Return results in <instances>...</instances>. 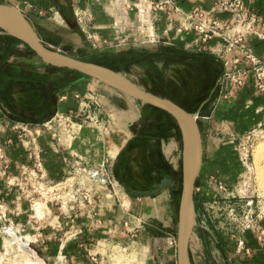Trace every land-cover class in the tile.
<instances>
[{
	"label": "crops",
	"instance_id": "0c3cea01",
	"mask_svg": "<svg viewBox=\"0 0 264 264\" xmlns=\"http://www.w3.org/2000/svg\"><path fill=\"white\" fill-rule=\"evenodd\" d=\"M131 1L135 5L129 9L123 6L125 0H0L1 3L17 7L30 20L35 17L36 23L33 25L41 39L58 50H62L65 44L63 45L56 36L55 33L58 32H54L55 28L70 36L97 37L98 47L105 50L109 43L114 41L118 55L127 54L133 59L134 56H151L162 52L168 55L166 60L170 64H188L205 55L214 56L220 71L210 95L200 101L195 114L209 118L208 122H202L203 127L208 128L216 122L218 130L226 131L233 137L227 141L223 140L221 146L210 154L209 146L204 144L201 177L204 180L214 174L228 183L246 176L247 173L252 178L254 168L248 169L240 158L237 146L242 145L243 148L250 149L252 145L246 146L250 143L246 138L249 139L251 134L257 132V127H262L260 130L264 131V92L257 90L252 70H249L241 85L233 84L224 78V73L233 67L234 58H239L240 67H247V61L238 50L227 53L212 52L210 46L219 48L218 50L224 49L222 38L205 41L195 30H180V14L175 7L189 12L198 9L207 16L234 22L233 15L215 7L219 0H169L170 3H165L168 0ZM243 1L246 8L258 17L254 29L262 30L264 0ZM158 3H161V7L155 6ZM143 6L147 10L141 12ZM67 18L75 27L67 23ZM52 21L60 26L50 25ZM62 21L66 24H62ZM238 28L241 29V26L238 25ZM147 35H155V40H148ZM16 39L18 38H12L11 34L0 27V144L10 158L8 174L11 177L0 174V208L5 215L0 218V264H8L13 258H17V264H30L32 261L28 263L25 254L29 253L26 250V253L18 250L17 244L12 243V239L2 231L4 225H11L14 230L19 231L18 235L23 237L21 242L34 250L46 264H124L128 258L134 261V264H166L159 255L151 252L149 236H144L145 230L137 224L141 198L132 194L131 197H124L117 206L96 204L95 211L87 204L79 205L74 202L56 206L50 203L51 200H45V206L40 211L35 206L36 200L31 204L25 191H22L18 185L21 180L20 166L31 164L34 153L41 155L48 179L53 184L60 183L68 176L65 156L78 153L92 165L98 164L108 156L112 157L113 162L118 161L123 134L115 131L111 123V130L107 133H100L90 126H85L72 140L71 147L62 151L53 141L52 131L48 130L45 135L37 138L31 149L27 140L20 138L18 132L10 127L12 122L19 119L40 122L57 113L77 110L81 106V97L96 90L106 94L103 99L101 97L104 106L111 94L104 93L106 88L92 77L64 73L60 70L48 73L43 67H36L35 62L28 65L29 59L37 55L22 40L19 43ZM245 41L251 51L264 60V39L256 32L248 31ZM183 54L186 56L183 57L184 60L179 57L181 61H177L176 56ZM11 63L23 68L24 74H19L14 79L12 70L9 69ZM45 71L47 75L44 74ZM61 74H66L63 82L59 80ZM134 82L138 84L137 81ZM49 87L51 91L48 90ZM168 99L188 108L173 98ZM210 99L212 100L206 107ZM107 107L105 111L109 110L110 118L116 120L118 117L109 104ZM102 109L101 113L104 111ZM254 161L253 156L251 165L255 167ZM246 189L244 194L251 190L250 187ZM163 192L164 190L153 197L155 204L160 207L167 203V207H170L171 199L159 198ZM251 192L254 194L255 190ZM39 199L42 200H37ZM121 213L125 214L123 220ZM260 227H264V219L260 221ZM232 230L234 227L226 230L220 226L216 231L217 247L224 254L227 263L264 264V250L255 229L243 232L251 250L249 253L239 251ZM29 255L34 259L32 254Z\"/></svg>",
	"mask_w": 264,
	"mask_h": 264
},
{
	"label": "rangeland",
	"instance_id": "374dc122",
	"mask_svg": "<svg viewBox=\"0 0 264 264\" xmlns=\"http://www.w3.org/2000/svg\"><path fill=\"white\" fill-rule=\"evenodd\" d=\"M61 20L62 19L60 17V22ZM31 21L32 23H36L35 17ZM62 24L65 25L66 23L62 21ZM50 25H55V27L60 26L58 23L53 21ZM55 30L56 31L54 32L59 33H55L57 34L56 36H58L60 41L63 42V45L65 44L62 46V52L82 59L96 61L121 71L134 81H137L142 88L152 91L162 97L173 98L177 102L185 105L188 107L187 109H189V111L194 113L195 116L198 104L210 95V90L215 83L218 71H220V67H218L217 61L212 55H205L203 58L196 60V62L190 61L188 64H182L181 62L170 64L166 60L168 55L162 52L158 53V55L134 56L133 59L132 56L127 54H123V56L122 54L118 55L119 53H117L116 50V43L113 40V42L111 44L109 43L105 50L99 48L97 43L95 45L94 40L89 37L84 35L70 36L58 28H55ZM14 37L15 36L12 35V38ZM179 57H182L181 59H183V57L186 56L185 54L176 56L178 59ZM178 59L177 61H181ZM33 63L37 65L36 67H43L46 69L48 73L57 71L53 68V66L46 64L38 56L29 59L28 65H33ZM9 69L12 70V77H14V79L15 77H18L19 74H24V69L17 67L14 63L9 65ZM44 74L47 75L46 71ZM27 76L31 77L33 75L27 74ZM98 82L104 86L103 88H106V92L104 93L111 94L109 100L106 98L108 101L107 104L110 105V108L114 111L118 118L116 120L115 118H110L108 113L111 112H108L109 110L105 111L107 104L102 106V111H104L101 113V117L104 118L106 124L111 123V127L116 129L115 131L123 134V138L121 140L123 147L121 145L118 161L116 160L117 162L115 161L113 163V173L114 175L116 173L118 175V177L116 176L117 181H120L119 177H121L122 173L127 172L133 181L136 179V181H139L142 184L151 185L154 181L158 182L164 176L168 175L167 173H169L170 170L177 172L182 170L183 142L180 129L175 119L164 112L155 113L156 111H152L153 105H147V103L129 96L116 88H113L101 81ZM95 92V95L102 97V99L105 97L104 95H106L101 94V92L97 90ZM84 98V96L81 97V101ZM211 100L212 99L206 103V107H208ZM110 103H112V105ZM108 108L109 107H107V109ZM146 113L154 116L151 122L144 118ZM51 118L42 122H46ZM26 121L34 124L40 123L31 120ZM53 124L54 121H51L49 126L52 127ZM199 124L203 134V142L209 146V154L216 150L215 148L221 146V142L223 140L227 141L233 137L226 131L224 132L223 130H218L216 122L208 128L203 127L204 125L202 122H199ZM260 128L262 127H257L258 131L254 134L250 133L251 136L249 139H247L248 137L246 138V140H249L250 142L247 143L246 146L252 145L250 149H245L242 145L237 146L240 158L243 161V152H248V159L250 162H253V156L255 158V167L252 165L254 168L252 178L251 175L247 173L246 176H242L241 178L229 183L221 180L214 174L205 177L204 180L200 174L197 179L195 188L196 223L190 241V252L193 264H228L224 254L219 251V248L217 247L216 231L220 226L225 227L226 230L232 229L233 223L228 219L226 214L220 216L218 219L209 218L205 205V203L211 201V198L216 194L215 185L219 180L224 182L230 189L231 193H234L236 197L239 194L244 195V189H249L250 187V192L246 193L251 195L253 194L251 191L255 190L254 194H256V203L258 198H260V200L263 199L264 156L261 157V160H257L256 158L257 145L261 141H264V131L261 132ZM46 131L48 130H45V133L41 132L36 137H31L30 133H28V141L30 142L35 138L36 141L38 137L45 135ZM239 141L240 139L238 138L237 144H239ZM34 145L35 144H29V147L32 149ZM128 146H130L129 149L125 150ZM37 154L39 153H34V160ZM34 160L31 164H28L29 168L33 167ZM243 174L245 175L246 172ZM36 185L37 184L34 178L30 179L28 177L25 187V195L30 200L31 204H34V201L36 200L35 206L38 210L42 211L43 206H45V200H51L50 203H53L56 206L65 205L64 202L68 199V189L59 187V196L56 194L54 198H51V194L49 192H45L43 196L40 195V192L35 189ZM62 185H64V183H62ZM104 186L105 185H103V187ZM117 186L123 190H121L123 193H121L122 197H120V199L117 198L118 196H114V193H109V190L112 188L111 186H106L105 189L101 187L87 186L91 190V207H93L91 209L95 211V205L103 203L117 206L120 204L122 199H125L124 197L132 196L130 189L133 188V185L129 188H125L122 182H120ZM181 190L176 193L177 190H174L173 186L164 189V192L159 196V198H163L164 200L171 199L172 204L170 207H167V203L157 207L155 204L156 201L153 199V197L157 194L146 197L134 195L136 198H141L139 207V223L137 224L141 229L145 230L146 234H144V236H149L148 238L151 244V252L154 255H159L160 259H163V262L166 264H177L178 208ZM38 198H42L44 201L41 199L37 200ZM75 199V202L79 205L80 203L81 205H85V203H87L84 199L82 191H79L76 194ZM234 201L235 203L237 202L236 206L240 209L244 208L243 206L246 204L244 199L239 201L238 197L236 200L234 199ZM69 204L71 203H68L67 205ZM87 205H89V203H87ZM121 214V219L123 220L125 218V214ZM210 214L211 216H214L215 214L213 213L212 208L210 209ZM241 216L242 215H238V217ZM18 243L19 240L17 241V245L19 246L20 243ZM19 247L21 251H24L22 250L23 248L21 245ZM25 255L28 257L27 261L29 263L32 260L31 256L29 254ZM17 263V258H13L8 262V264ZM124 264H134V261L128 258Z\"/></svg>",
	"mask_w": 264,
	"mask_h": 264
},
{
	"label": "built area",
	"instance_id": "2783aa9c",
	"mask_svg": "<svg viewBox=\"0 0 264 264\" xmlns=\"http://www.w3.org/2000/svg\"><path fill=\"white\" fill-rule=\"evenodd\" d=\"M170 1H166L167 3ZM135 3L131 0H125L123 6L126 8H132ZM156 7H161V3L155 4ZM215 7L222 11L230 12L234 17V22L225 21L215 18L213 16H207L202 11L196 9L193 11H184L180 7L176 6V11L180 14V30H195L201 35L202 40H211L214 38H222L225 46L224 49L218 50L214 46H210L212 52H233L238 50L244 59L247 61V67L238 66L239 58L233 59V67L224 73V78L228 79L231 83L241 85L244 82L245 76L249 70H252L254 77L256 78V88L260 92H264V60L254 54L248 44L245 41L246 32H256L258 36L264 39V21L262 22L263 29L257 31L254 29V23L258 21V17L250 12L243 0H219L215 3ZM141 12L146 11L147 8H141ZM241 26V29L238 28ZM148 40H155V35H147ZM94 40L95 45L99 43V38L89 36ZM107 42V40H105ZM85 98L81 101V106L77 110H70L64 113H57L50 120L40 123H29L26 120H16L12 122L11 128L18 132V135L23 140H27L29 144H35V139L28 141V133L30 136H38L45 130H52L53 141L57 144L62 151L71 147V142L76 138L85 126H90L100 133H107L111 130L110 124H106L103 117H101V108L103 106V100L101 97L95 95V92L85 94ZM54 121L53 126H49V123ZM35 141V142H34ZM58 148V149H59ZM64 153V152H63ZM248 152H243V159L249 170L253 169L251 162L248 159ZM108 156L96 165H92L83 155L74 153L68 154L64 157V161L67 165L68 176L60 183L53 184L45 172L43 160L39 154L33 163V167L29 168L28 164H22L20 166L21 180L18 185L25 191L28 177L34 178L36 181L35 189L43 196L45 192L51 194V198L57 194L59 196V187H64L67 190L68 199L64 202L74 203L75 196L79 191L84 194V199L91 206V193L90 188L87 186L101 187L105 189L107 186L112 188L109 193H114V196L122 197L121 188H118L117 184L120 183L116 179L113 173V160ZM10 168V158L7 155L4 147L0 144V174L11 178L8 174ZM64 183V185H62ZM88 184V185H87ZM103 185H105L103 187ZM216 194L211 198V201L206 202V212L209 218L218 219L220 216L225 215L233 223L234 230H232L233 236L237 240L239 251H245L249 253L250 247L247 245L243 232L247 229H255L257 238L261 244V248L264 250V227H260V221L264 219V196L263 199H257L255 201L256 194L241 195L237 197L240 200H245L246 204L244 208H237L234 199L237 197L234 193H231L227 185L219 180L215 185ZM123 191V190H122ZM112 195V194H111ZM85 203V204H87ZM235 203V205H234ZM226 204V205H225ZM213 209L214 216H211L210 209ZM227 211V212H226ZM240 214H239V213ZM238 215H242L238 217ZM5 215L0 208V218ZM214 217V218H213ZM2 231L12 239V243L17 244L18 240L23 241V237L18 235L17 230H14L11 225L2 226ZM29 244V243H28ZM30 245V244H29ZM18 250L20 247L17 245Z\"/></svg>",
	"mask_w": 264,
	"mask_h": 264
},
{
	"label": "water",
	"instance_id": "95a60500",
	"mask_svg": "<svg viewBox=\"0 0 264 264\" xmlns=\"http://www.w3.org/2000/svg\"><path fill=\"white\" fill-rule=\"evenodd\" d=\"M71 27L75 25L66 19ZM0 27L22 40L46 64L67 68L84 76L95 78L144 103L169 113L177 122L183 142L182 190L178 208L177 264H193L190 241L196 223L195 188L204 163V142L199 122H208V117H198L168 98L142 88L128 76L106 65L82 59L46 44L41 39L32 21L17 7L0 2ZM51 91V87L48 88ZM115 176L118 177L117 173ZM120 180V179H119ZM120 182H122L120 180ZM175 180L165 177L152 190H130L139 197L153 196L173 187Z\"/></svg>",
	"mask_w": 264,
	"mask_h": 264
},
{
	"label": "trees",
	"instance_id": "16d2710c",
	"mask_svg": "<svg viewBox=\"0 0 264 264\" xmlns=\"http://www.w3.org/2000/svg\"><path fill=\"white\" fill-rule=\"evenodd\" d=\"M16 41L19 42V43L22 42V41L19 40V39H16ZM32 52H33V51H32ZM33 53H34V52H33ZM108 67H109V66H108ZM53 68L56 69V70H60L61 72H64V73H75V74H77V75L84 76V75H82V74H79V73L74 72V71H72V70H69V69H67V68H56V67H53ZM111 68H112V67H111ZM115 70H116V69H115ZM61 75H62V74H61ZM65 78H66V74L60 76L59 80H60L61 82H63V81L65 80ZM147 105H149V104H147ZM152 107H153V108H152V109H153L152 111H156L155 113H158V112H164V113H166L167 115L171 116L169 113H167L166 111H164V110H162V109H160V108H157V107H154V106H152ZM171 117H172V116H171ZM144 118L147 119V120H149V122H151L152 119L154 118V116L146 113L145 116H144ZM40 122H42V121H40ZM147 131H148V129H147ZM129 147H130V146H128L127 149H125V150H128ZM123 153H124V152H123ZM122 155H123V154H122ZM167 174H168V175H166V176H164V177H169V178H172V179L175 180L174 190L176 189V190H177L176 193H177L179 190H181V186H182V170H180L179 172H177V171H173V170H170V172L167 173ZM130 190H132V189H130Z\"/></svg>",
	"mask_w": 264,
	"mask_h": 264
},
{
	"label": "flooded vegetation",
	"instance_id": "af4514ba",
	"mask_svg": "<svg viewBox=\"0 0 264 264\" xmlns=\"http://www.w3.org/2000/svg\"><path fill=\"white\" fill-rule=\"evenodd\" d=\"M122 181L123 186L125 188H129L131 185H133L132 190H152L156 187L157 184H159L165 177H163L160 181H154L151 185H145L140 183L139 181H136V179L133 181L130 176L126 173H122L121 177H119ZM169 178V177H168Z\"/></svg>",
	"mask_w": 264,
	"mask_h": 264
},
{
	"label": "bare ground",
	"instance_id": "6f19581e",
	"mask_svg": "<svg viewBox=\"0 0 264 264\" xmlns=\"http://www.w3.org/2000/svg\"><path fill=\"white\" fill-rule=\"evenodd\" d=\"M264 156V141H261L258 145H257V153H256V158L257 160H261ZM263 177V176H262ZM264 178V177H263ZM264 180V179H263ZM19 243L21 245V247L23 248L22 250H26L29 254H32L34 256V259H32V261L30 262V264H46L39 256L38 254L32 250L31 248H28L26 246V244L22 243L21 240H19ZM18 243V244H19ZM19 245V246H20ZM25 251V253H26ZM121 255V254H120ZM119 255V256H120ZM116 258V257H115ZM27 263V262H26Z\"/></svg>",
	"mask_w": 264,
	"mask_h": 264
}]
</instances>
